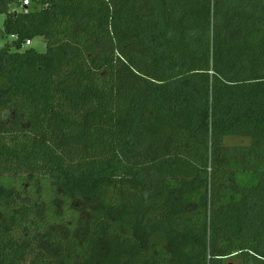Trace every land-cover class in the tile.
<instances>
[{"label": "trees", "instance_id": "16d2710c", "mask_svg": "<svg viewBox=\"0 0 264 264\" xmlns=\"http://www.w3.org/2000/svg\"><path fill=\"white\" fill-rule=\"evenodd\" d=\"M20 4L0 264H264V0Z\"/></svg>", "mask_w": 264, "mask_h": 264}, {"label": "rangeland", "instance_id": "374dc122", "mask_svg": "<svg viewBox=\"0 0 264 264\" xmlns=\"http://www.w3.org/2000/svg\"><path fill=\"white\" fill-rule=\"evenodd\" d=\"M5 16L3 14L0 15V29L3 28ZM1 43V42H0ZM30 47V46H25ZM32 47H34L37 51L43 52L46 50V41L43 37H38L33 40ZM250 142V139L247 137H235L227 139V144L231 145H241L247 144Z\"/></svg>", "mask_w": 264, "mask_h": 264}, {"label": "built area", "instance_id": "2783aa9c", "mask_svg": "<svg viewBox=\"0 0 264 264\" xmlns=\"http://www.w3.org/2000/svg\"><path fill=\"white\" fill-rule=\"evenodd\" d=\"M21 1V4H20V8L18 9V10H20V9H28V7H30L32 4H33V2H39V1H41V0H20ZM32 43H33V41L32 40H27V42H26V45H32Z\"/></svg>", "mask_w": 264, "mask_h": 264}]
</instances>
